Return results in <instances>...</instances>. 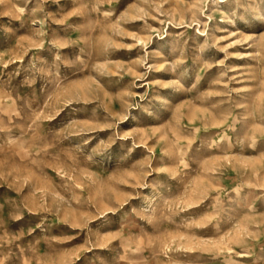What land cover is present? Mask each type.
I'll list each match as a JSON object with an SVG mask.
<instances>
[{
    "label": "rangeland",
    "instance_id": "1",
    "mask_svg": "<svg viewBox=\"0 0 264 264\" xmlns=\"http://www.w3.org/2000/svg\"><path fill=\"white\" fill-rule=\"evenodd\" d=\"M0 264H264V0H0Z\"/></svg>",
    "mask_w": 264,
    "mask_h": 264
}]
</instances>
